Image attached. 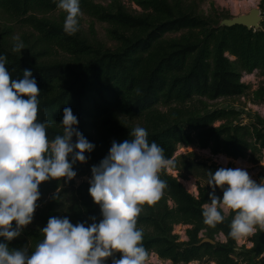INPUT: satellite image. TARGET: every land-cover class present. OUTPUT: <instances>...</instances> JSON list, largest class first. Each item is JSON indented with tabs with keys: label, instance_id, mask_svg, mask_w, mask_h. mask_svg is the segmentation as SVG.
Segmentation results:
<instances>
[{
	"label": "trees",
	"instance_id": "trees-1",
	"mask_svg": "<svg viewBox=\"0 0 264 264\" xmlns=\"http://www.w3.org/2000/svg\"><path fill=\"white\" fill-rule=\"evenodd\" d=\"M101 0H80L81 11L100 22L110 23V36L117 42L114 50L93 47L78 37H67L72 53L89 59L81 67L68 63L46 64L34 56L6 52L10 28L0 29V54L12 79L31 70L41 94L38 97L39 122L49 121L47 136L51 141L62 135L63 110L70 107L78 118V130L95 148L86 153L87 161L97 165L108 154L112 141L131 139L138 121L148 131L149 143L155 141L173 164L159 173L166 182L161 198L143 205L137 228L143 232L147 257L156 253L172 264H190L207 259L217 264H264V231L257 229L253 246L238 250V241L229 235L233 213L214 228L204 223L202 205L209 201V171L216 170L199 162L196 154L175 157L180 145L210 149L213 154L264 163V121L243 125L236 123L240 113L233 109L208 110L209 102L235 97H249L264 104V84L255 91L242 81L243 75L264 73V22L262 29L243 25L228 27L191 12L186 0H127L143 10L134 15L114 0L109 6ZM264 1V0H263ZM58 0H0V14L25 20L47 37L64 34L50 18L59 10ZM72 42V43H71ZM75 141V137L73 138ZM79 180L87 175L82 163L74 165ZM198 179V196L191 194L180 179ZM43 182L41 202L47 192L64 183ZM90 185L77 190L79 208L73 224L99 222L100 208L89 195ZM216 195L222 197L217 188ZM37 202V203H38ZM43 217L60 216L51 204ZM33 218V219H34ZM188 226L187 240L180 241L175 226ZM223 235L225 241L217 240ZM29 240H13L9 247L29 254L44 239L42 231L28 233ZM2 239V238H0ZM240 251V252H239ZM120 254H116L119 258ZM146 257V258H147ZM112 264V258L106 261Z\"/></svg>",
	"mask_w": 264,
	"mask_h": 264
},
{
	"label": "clouds",
	"instance_id": "clouds-1",
	"mask_svg": "<svg viewBox=\"0 0 264 264\" xmlns=\"http://www.w3.org/2000/svg\"><path fill=\"white\" fill-rule=\"evenodd\" d=\"M57 7L66 13L64 33L76 34L80 0H58ZM16 39L12 51L21 53L24 44ZM5 65L6 56L0 54V264H106L109 258L112 264H145L147 252L137 217L141 206L161 198L167 185L159 173L173 162L155 141L149 143L148 131L141 126L131 130V139L113 140L108 154L91 167L88 192L100 208L99 222L92 218L91 224H73L66 216H52L41 229L43 241L31 254L10 249V242L33 222L40 185L72 181L77 176L74 165L86 163L85 154L95 144L78 130V118L70 107L63 110L62 135L50 141V122L37 119L41 91L31 70L12 79ZM208 186L210 202L202 205L206 225L214 228L231 212L232 238L264 231V178L257 182L244 168L220 167L209 171ZM217 188L222 197L216 195Z\"/></svg>",
	"mask_w": 264,
	"mask_h": 264
},
{
	"label": "rangeland",
	"instance_id": "rangeland-1",
	"mask_svg": "<svg viewBox=\"0 0 264 264\" xmlns=\"http://www.w3.org/2000/svg\"><path fill=\"white\" fill-rule=\"evenodd\" d=\"M122 2L124 8L127 12L140 15L143 14V10L136 4L131 3L127 0H118ZM248 0H186L191 12L198 15L211 18L214 24L217 21L222 25L225 19H232L242 16L243 12L246 11V5ZM114 0H101L99 3L104 6H109ZM245 8V9H244ZM253 8V7H250ZM249 8V9H250ZM66 13L62 10H57L56 12L47 16L53 22H56L60 27L63 28ZM261 23V28L262 29ZM10 28L11 33L7 37V43L5 45L6 52H13V46L17 42L16 38L24 44V49L21 53L28 56H34L37 58L38 62L52 64V63H68L76 67H81L89 57L81 55H75L72 53L74 48L72 44L67 40V37H78L81 38L93 47H103L108 50H114L118 46L117 42L110 36L109 30L115 29L110 23L100 22L97 19L87 15L82 12L79 18V31L74 35L63 34L57 37H47L44 32L39 31L35 27L29 25L25 20H14L8 15L0 14V29ZM259 30V29H258ZM72 43V42H71ZM20 53V52H18ZM7 56V55H6ZM242 81L252 87V91L259 88L260 85L264 84V73L261 71H255L251 74H244ZM233 109L240 113L239 119L236 123H242L243 125L260 123V120L264 121V104H258L252 101L249 97H235L229 99H220L216 101L209 102L208 110L213 109ZM130 125L140 126L138 121L128 122ZM194 153L199 162L205 163L213 169L217 170L220 167L226 168H237L241 167L248 171L251 178L257 182H260L264 178V163L254 164L249 159H234L227 157L226 155L218 154L215 155L210 149H199L194 145H180L175 157L180 155ZM87 175L79 180H72L69 182H64L60 184V187L51 192H47L43 196L41 202H38V207L35 213L47 214L48 207L53 204L55 206L56 212L60 216L65 217H75L78 212L75 211L78 207L76 202L77 190L79 186L83 183H88V179L91 177V167L93 165L82 163ZM167 171L174 176H178V173L173 171L170 167H167ZM187 190L198 196V179L195 177H190L187 180L180 179ZM89 184V183H88ZM56 196L57 199H53ZM228 214V213H227ZM78 223V222H77ZM90 221L87 224H91ZM46 226L44 224L43 217L37 216L33 219V222L28 225L22 232V234L15 240H29L30 237L28 233L39 232ZM188 226L177 225L175 226V234L179 236L180 241H186L187 235L186 230ZM253 234L242 238L238 241V250L243 251L244 248L249 249L253 246L251 241ZM217 240L225 241L223 235H218ZM240 252V251H239ZM172 264L169 260H162L156 253H151L145 260V264ZM190 264H217L215 262H210L207 259L203 261H195Z\"/></svg>",
	"mask_w": 264,
	"mask_h": 264
},
{
	"label": "water",
	"instance_id": "water-1",
	"mask_svg": "<svg viewBox=\"0 0 264 264\" xmlns=\"http://www.w3.org/2000/svg\"><path fill=\"white\" fill-rule=\"evenodd\" d=\"M263 21V14L260 9H252L249 14L242 15L232 19H225L222 25L233 27L236 25H243L249 29L258 30L261 28Z\"/></svg>",
	"mask_w": 264,
	"mask_h": 264
},
{
	"label": "crops",
	"instance_id": "crops-1",
	"mask_svg": "<svg viewBox=\"0 0 264 264\" xmlns=\"http://www.w3.org/2000/svg\"><path fill=\"white\" fill-rule=\"evenodd\" d=\"M245 4L246 5L244 7L247 8V9H246L245 12H243L242 15L249 14L252 9L257 8V9L261 10V12L263 14V22H264V1L263 0H248L247 3H245ZM250 7H253V8H250Z\"/></svg>",
	"mask_w": 264,
	"mask_h": 264
},
{
	"label": "built area",
	"instance_id": "built-area-1",
	"mask_svg": "<svg viewBox=\"0 0 264 264\" xmlns=\"http://www.w3.org/2000/svg\"><path fill=\"white\" fill-rule=\"evenodd\" d=\"M171 264V263H170Z\"/></svg>",
	"mask_w": 264,
	"mask_h": 264
}]
</instances>
